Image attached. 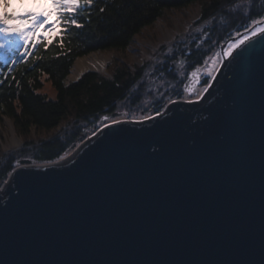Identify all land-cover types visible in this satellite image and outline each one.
<instances>
[{
	"label": "water",
	"instance_id": "water-1",
	"mask_svg": "<svg viewBox=\"0 0 264 264\" xmlns=\"http://www.w3.org/2000/svg\"><path fill=\"white\" fill-rule=\"evenodd\" d=\"M257 22L221 45L210 100L108 123L65 161L22 158L0 264H264V38L224 53Z\"/></svg>",
	"mask_w": 264,
	"mask_h": 264
},
{
	"label": "trees",
	"instance_id": "trees-1",
	"mask_svg": "<svg viewBox=\"0 0 264 264\" xmlns=\"http://www.w3.org/2000/svg\"><path fill=\"white\" fill-rule=\"evenodd\" d=\"M194 5L202 12L197 22H209L204 28L208 40L200 42L194 37L191 43L181 44L167 55L161 69L173 89L158 94L160 91L144 87V67L128 64L120 54L167 12ZM237 5L241 8H230ZM73 18L82 27L71 25L62 32L65 26L57 24L55 35L42 37L44 42L39 39L34 47L29 45L31 55L26 61L20 44L0 47V125L5 118L11 119L25 139L22 149L7 155L0 129V185L20 157L32 156L42 163L62 158L87 131L97 130L100 122L106 121L105 115L120 112L121 103L128 104L127 115L135 111L142 115L144 109L161 111L166 105L165 96L184 98L182 89L190 72L202 67L211 52L234 34L254 20L264 19V0H93L91 6L66 13L62 20ZM105 51L114 53L108 74L87 70L76 80L69 78L77 58ZM183 62L184 72L180 74L176 66ZM204 80L210 82L208 77ZM46 82L54 87V97L43 91ZM34 128L51 134L31 139Z\"/></svg>",
	"mask_w": 264,
	"mask_h": 264
},
{
	"label": "rangeland",
	"instance_id": "rangeland-1",
	"mask_svg": "<svg viewBox=\"0 0 264 264\" xmlns=\"http://www.w3.org/2000/svg\"><path fill=\"white\" fill-rule=\"evenodd\" d=\"M41 2H42L41 0H23V4H21V0H11L10 6L7 8V11L10 12V10L17 8L18 12L19 11L22 12L24 11L25 8H27L30 10H38V11H44V12L50 13V15H48V18H53L57 16L56 9L52 7V0H45V2L43 3ZM242 6L243 8H245L243 4ZM230 8L233 10H237L241 8V5L231 6ZM0 10H3L2 5H0ZM201 14H202L201 7L197 5L189 6V7H186L180 10H175L172 12L171 11L167 12L164 19H160L153 26L145 29L144 32H142L139 36L135 38V42L133 43V45L128 50L120 54L123 60H126L128 64L130 65L136 64L138 66L144 67V72H143L145 75V79L143 82L144 87L146 88L149 87L155 92L160 91L158 94H162L163 90L167 88L173 89L172 83L166 82L168 79L165 80V72L161 68L163 64H165L167 55L171 54L174 51V49L177 48L179 45L185 44V43H191L194 37H196L197 40L201 39L200 42L208 40L209 33L208 31L206 32L204 28L208 26L209 22H203V23L197 22L200 19ZM48 21H50V19H48ZM11 23L23 24V22H20L18 20L11 21ZM252 26L253 24L245 28L244 30L249 29ZM21 27L27 28L25 26H21ZM57 30L53 32L54 35L57 32ZM238 33L234 34V36L237 35ZM245 35H242V36L244 37ZM239 40L234 39L230 43H228L224 49V53L227 51L228 46L231 43L235 44ZM98 53L101 55L107 56L105 65L101 66L100 68L84 69L81 72V74H83L87 70L101 71L106 74L109 73L108 72L109 62L110 60H112L114 53L107 52V51L98 52ZM227 57L228 56H226V58ZM177 61L174 62V64L177 63ZM224 62H225V58L221 52V46H219L218 48H216L215 50L211 52V54L207 57L206 62L204 63L202 67L200 66L197 67L192 72H190L189 76H187L186 78L187 80L182 89L184 98H179V97L174 98V96L168 95V97L165 96V99L167 100L165 104L168 105L169 102L174 101V100H180V99L196 100V101L210 100L215 95L213 90L217 87V84L221 80L220 67L222 64H224ZM177 65L178 66H176V68L178 69V72L180 74H183L184 72L183 65H185V63L183 62ZM194 72H196V76L198 75L199 78L202 79V81L196 86V89L194 92H190L188 90L187 82L191 74ZM71 73H72V70L69 76L71 80H76L77 78L81 76V74H79L76 78H73L71 76ZM207 77L210 79L209 80L210 82L208 84H206L204 80ZM184 78H185V75H184ZM162 87L163 89L160 90V88ZM177 87L178 85H176V88ZM205 87H207L208 89L207 91H204ZM43 91L47 93L50 97H54L56 94L54 87L49 82L45 83ZM126 106H128L127 103H121L119 111L123 113L122 115L109 119L108 121L107 119L106 121H101L99 124V128L97 130L87 131V133L80 139L78 144L73 146L62 158H59L58 160L65 161L67 159H70L71 156H74L80 150L83 144L87 143L88 139H91L103 126H105L108 123H111L113 120L122 119V120H130V121L132 120L139 121L145 117L155 114L153 113V111L148 112L147 110L144 109L142 111L144 114L142 113V115H140L141 114L140 111H135L130 114L128 113L129 115H127V110H125L127 108ZM165 106L162 108V110L165 108ZM0 129L3 135L2 147L6 153L8 152L7 155L12 151H18L24 147L25 139L23 136H21L17 132L14 126V123L11 119L5 118L4 123L0 125ZM15 132L19 138V141H17L12 146V145H9V141H11L12 138L15 136L14 135ZM50 134L51 133H48V132L46 133L39 132L34 128L32 131L31 139H35V138L39 139L41 137H47ZM22 158H25V157H20L16 160V165L20 163ZM29 158L34 159V157L32 156H29ZM35 162L42 163L36 159H35ZM8 180H9V177L1 183L0 189L3 188L5 184H7Z\"/></svg>",
	"mask_w": 264,
	"mask_h": 264
},
{
	"label": "snow or ice",
	"instance_id": "snow-or-ice-1",
	"mask_svg": "<svg viewBox=\"0 0 264 264\" xmlns=\"http://www.w3.org/2000/svg\"><path fill=\"white\" fill-rule=\"evenodd\" d=\"M11 0H0V5H2L3 10H0V47H5L10 43L15 42L16 40L20 41V47L25 49V53L22 56L23 60H27L28 56L31 55L29 50V45L32 43L35 38V30L41 25H47L49 29H52L55 24L63 23L65 26L62 28V32H66L68 27L71 25H75L77 28L82 27V25L78 24L76 19H63L66 13L71 14L80 10H84L86 6H91L93 4V0H52V7L56 9L57 19L52 24H49L48 15L50 13L38 10H30L25 8L22 12H17L16 9H13L12 12H8L7 8L10 6ZM21 4H23V0H21ZM103 11V9H101ZM18 20L21 22H28L29 27L24 28L21 27L20 24H13L11 21ZM253 25H257V21L252 22ZM258 34H261V38H264V26H257L252 31L250 36H246L244 40H239L235 44H230L228 46L227 51L225 52L226 56H230L233 54V51L239 48L241 45L245 43V41L249 40L251 37H256ZM57 35H61V33H57ZM40 42L43 43V38H40ZM35 46L34 44L32 45ZM61 47H63V43H61ZM195 75V73H193ZM4 76H7V73H4ZM2 83V81H0ZM207 87H205L204 91H207ZM159 115V113H157ZM107 119V118H105ZM113 123H118V121L113 120Z\"/></svg>",
	"mask_w": 264,
	"mask_h": 264
},
{
	"label": "bare ground",
	"instance_id": "bare-ground-1",
	"mask_svg": "<svg viewBox=\"0 0 264 264\" xmlns=\"http://www.w3.org/2000/svg\"><path fill=\"white\" fill-rule=\"evenodd\" d=\"M260 26H264V24H260ZM250 34H251V31L240 40H244V38L246 36H250ZM106 58H107L106 55H101L98 52H92L90 54H87L85 56H81V57L77 58L75 63H74V66L72 67L71 76L73 78H76L79 74H81V72L84 69H87V68H100L101 66L105 65ZM14 135L15 136L12 138V140L9 141V145L13 146L17 141H19V138H18L16 132ZM62 163L65 164V162H62Z\"/></svg>",
	"mask_w": 264,
	"mask_h": 264
}]
</instances>
